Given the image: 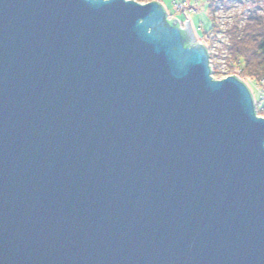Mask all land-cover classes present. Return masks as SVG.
Returning <instances> with one entry per match:
<instances>
[{
  "label": "water",
  "instance_id": "obj_1",
  "mask_svg": "<svg viewBox=\"0 0 264 264\" xmlns=\"http://www.w3.org/2000/svg\"><path fill=\"white\" fill-rule=\"evenodd\" d=\"M158 0H0V264H264V116Z\"/></svg>",
  "mask_w": 264,
  "mask_h": 264
},
{
  "label": "rangeland",
  "instance_id": "obj_2",
  "mask_svg": "<svg viewBox=\"0 0 264 264\" xmlns=\"http://www.w3.org/2000/svg\"><path fill=\"white\" fill-rule=\"evenodd\" d=\"M158 1L164 4L168 13V17H177L183 27L185 26L184 21L186 19H189L193 25L197 40L203 42L198 33L200 34L201 30L208 25L206 0ZM140 2H147V0ZM251 11H256L264 15V0H221L219 2V6L216 12L218 21L220 22L221 32L218 34L219 39L215 41V43L211 46L210 51L212 52L213 56L212 61H210V64H218L222 69L223 73L230 72L226 64L225 57L227 54L228 35L224 30L225 28L235 23L242 25L245 17ZM234 73L237 74L239 78H242L247 83L254 95L255 103L260 99L264 100V84L262 83L263 81H257L255 79L245 76L238 65L233 66L230 74ZM216 78L218 77L216 76ZM258 113L264 116V109H260V112L258 111Z\"/></svg>",
  "mask_w": 264,
  "mask_h": 264
},
{
  "label": "trees",
  "instance_id": "obj_3",
  "mask_svg": "<svg viewBox=\"0 0 264 264\" xmlns=\"http://www.w3.org/2000/svg\"><path fill=\"white\" fill-rule=\"evenodd\" d=\"M144 1V0H139ZM148 1V0H147ZM221 0H206L208 25L198 35L207 46L212 61L211 46L219 39L221 32L217 17V8ZM228 35L226 64L230 72L223 73L218 64H211L212 75L218 78L231 73L233 66L238 65L242 73L261 81L264 79V15L251 11L243 24H232L224 30Z\"/></svg>",
  "mask_w": 264,
  "mask_h": 264
},
{
  "label": "built area",
  "instance_id": "obj_4",
  "mask_svg": "<svg viewBox=\"0 0 264 264\" xmlns=\"http://www.w3.org/2000/svg\"><path fill=\"white\" fill-rule=\"evenodd\" d=\"M264 97V96H263ZM257 102V105H258V107H259V110L260 109H264V100L263 99H260V100H258V101H256Z\"/></svg>",
  "mask_w": 264,
  "mask_h": 264
},
{
  "label": "bare ground",
  "instance_id": "obj_5",
  "mask_svg": "<svg viewBox=\"0 0 264 264\" xmlns=\"http://www.w3.org/2000/svg\"><path fill=\"white\" fill-rule=\"evenodd\" d=\"M261 81H263L262 83L264 84V79H262ZM262 91H263V90H262ZM255 109H256L257 114L260 115V114L258 113V111L260 112V110H259V107H258V105H257V102L255 103ZM261 116H263V115H261Z\"/></svg>",
  "mask_w": 264,
  "mask_h": 264
}]
</instances>
